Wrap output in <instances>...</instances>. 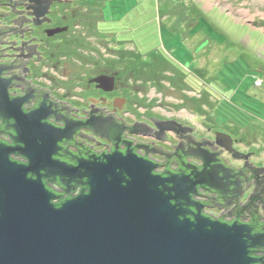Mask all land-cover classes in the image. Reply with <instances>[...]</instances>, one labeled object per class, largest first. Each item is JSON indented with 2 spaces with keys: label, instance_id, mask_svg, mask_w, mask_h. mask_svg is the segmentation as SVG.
I'll list each match as a JSON object with an SVG mask.
<instances>
[{
  "label": "flooded vegetation",
  "instance_id": "flooded-vegetation-1",
  "mask_svg": "<svg viewBox=\"0 0 264 264\" xmlns=\"http://www.w3.org/2000/svg\"><path fill=\"white\" fill-rule=\"evenodd\" d=\"M113 5L114 0H0V146L12 162L28 167L14 118L55 132L51 160L74 173L60 178L55 169L36 172L54 194V205L87 191L79 164L90 167L114 153L134 155L149 162L154 175L187 183L190 195H183L193 204L190 213L240 226L255 240L253 258L263 257L264 264V165L256 163L255 152L242 150V139L223 133L231 141L218 145L214 130L195 126L192 111L175 109L176 103L152 104L164 99L162 93L149 98L147 85L131 83V52L140 63L157 61L158 53L151 50L147 57L136 49L125 13L116 21ZM167 65L191 77L173 61ZM164 75L172 77L171 71Z\"/></svg>",
  "mask_w": 264,
  "mask_h": 264
},
{
  "label": "water",
  "instance_id": "water-1",
  "mask_svg": "<svg viewBox=\"0 0 264 264\" xmlns=\"http://www.w3.org/2000/svg\"><path fill=\"white\" fill-rule=\"evenodd\" d=\"M14 119L28 167L12 162L0 146V264L259 262L250 256L255 240L240 226L190 213L183 179L156 176L149 162L128 153H114L90 167L79 164L87 191L54 205V194L36 172L55 169L60 178L74 172L51 160V128ZM226 139L231 141L215 133L218 145Z\"/></svg>",
  "mask_w": 264,
  "mask_h": 264
},
{
  "label": "rangeland",
  "instance_id": "rangeland-1",
  "mask_svg": "<svg viewBox=\"0 0 264 264\" xmlns=\"http://www.w3.org/2000/svg\"><path fill=\"white\" fill-rule=\"evenodd\" d=\"M125 3V21L136 49L147 57L157 50L166 63H183L193 77L173 71L166 79L170 71L149 58L137 62L131 52V83L147 85L149 98L160 91L164 99H152V104L176 103L175 109L192 111L197 128L242 139V150L255 152L256 163L264 165V0ZM192 69L204 77L192 74Z\"/></svg>",
  "mask_w": 264,
  "mask_h": 264
},
{
  "label": "crops",
  "instance_id": "crops-1",
  "mask_svg": "<svg viewBox=\"0 0 264 264\" xmlns=\"http://www.w3.org/2000/svg\"><path fill=\"white\" fill-rule=\"evenodd\" d=\"M125 1L126 0H114L113 10H114V16H115L116 21L121 16L122 13H125V15H126V10H128V9H126ZM155 53H157V50H155ZM149 55L152 56V54H149ZM153 57L157 58V63L160 65V67H162L163 70L165 69V70H168L171 72H173V70H175V69H171L170 66L167 65V63L162 59V55H160L159 53L153 54ZM182 64L183 63H181V64L178 63L179 69H184L182 67ZM191 71H192V74H194V75L195 74H201L204 77V73L203 72L201 73L199 70L194 71V69H192Z\"/></svg>",
  "mask_w": 264,
  "mask_h": 264
},
{
  "label": "trees",
  "instance_id": "trees-1",
  "mask_svg": "<svg viewBox=\"0 0 264 264\" xmlns=\"http://www.w3.org/2000/svg\"><path fill=\"white\" fill-rule=\"evenodd\" d=\"M254 250H255V248H253V249H251L250 250V256L253 258V254H254ZM263 258V257H262ZM262 258L261 259H257V260H259V262H257V264H261L262 263ZM256 259V258H255Z\"/></svg>",
  "mask_w": 264,
  "mask_h": 264
},
{
  "label": "built area",
  "instance_id": "built-area-1",
  "mask_svg": "<svg viewBox=\"0 0 264 264\" xmlns=\"http://www.w3.org/2000/svg\"><path fill=\"white\" fill-rule=\"evenodd\" d=\"M257 87H260L261 86V81H257L254 83Z\"/></svg>",
  "mask_w": 264,
  "mask_h": 264
}]
</instances>
